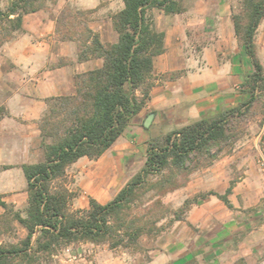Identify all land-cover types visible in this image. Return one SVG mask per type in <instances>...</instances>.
Segmentation results:
<instances>
[{
    "label": "trees",
    "instance_id": "16d2710c",
    "mask_svg": "<svg viewBox=\"0 0 264 264\" xmlns=\"http://www.w3.org/2000/svg\"><path fill=\"white\" fill-rule=\"evenodd\" d=\"M44 1L9 0L6 8L0 4V48L23 29L25 15L43 8ZM122 1L123 9L113 15L117 42L104 43L86 23L78 40L79 61L102 58L103 64L77 73L74 93L46 99L47 109L39 121L44 159L22 165L28 188L26 214L0 195L4 215L27 230L19 243L0 244V264H36L41 254L79 241L137 249L141 237L160 236L176 221L185 220L193 204L211 196L234 208L233 181L224 193H198L179 208L165 203L162 196L186 185L194 170L220 156L232 141L234 123L245 114L243 107L253 105L264 89V65L255 41L264 0H242L243 11L233 17L253 67L243 81L247 101L151 139L142 167L106 203L91 198L88 208L70 210L71 191L55 186L80 158L98 159L148 103L154 85L153 59L165 49V34L156 29L151 10L156 7L168 14L183 10L180 0Z\"/></svg>",
    "mask_w": 264,
    "mask_h": 264
},
{
    "label": "crops",
    "instance_id": "0c3cea01",
    "mask_svg": "<svg viewBox=\"0 0 264 264\" xmlns=\"http://www.w3.org/2000/svg\"><path fill=\"white\" fill-rule=\"evenodd\" d=\"M65 1L59 0L58 8ZM73 1L81 8H98L102 13L117 12L124 7L122 0ZM185 1L188 2L181 12L168 14L156 7L151 10L156 29L165 34V49L153 59L150 100L112 146L89 166L86 181L98 199L115 196L142 167L150 139L234 107L247 98L243 81L253 67L236 34L233 18L243 11L242 0ZM111 26V17L104 22L90 21V27L104 43L118 41L119 35L113 33L109 38L106 34V28ZM18 32L1 47L0 53V84H4L6 92L3 104L12 116L19 118L0 119V164L10 165L0 171V194L4 201L13 204L17 198L15 192L20 188V176L24 178L21 163L29 161L31 156L32 162L44 156L39 121L47 109L46 98L74 93L75 75L103 64L102 58L77 60L76 43L57 36L56 22L44 10L26 14L23 29ZM255 41L257 55L264 65V18ZM61 57L72 62L51 65ZM122 180L117 190V183ZM103 188L109 190L101 191ZM4 193L12 195L4 196ZM204 202L190 208L185 220L174 223L157 242L158 252L149 263L189 264L194 256L202 264L211 256L207 264L222 263L216 253L224 232L222 227L208 241L205 234L199 240L194 238L191 225L201 226L199 223L205 217L198 212L207 204ZM216 218L221 220L218 215ZM208 243L214 250L205 249Z\"/></svg>",
    "mask_w": 264,
    "mask_h": 264
},
{
    "label": "rangeland",
    "instance_id": "374dc122",
    "mask_svg": "<svg viewBox=\"0 0 264 264\" xmlns=\"http://www.w3.org/2000/svg\"><path fill=\"white\" fill-rule=\"evenodd\" d=\"M181 1L182 7L188 2ZM44 3V7L40 10L46 11L55 20L57 36L61 40H71L76 43L77 60L78 40L81 41L83 38L82 30L85 23L90 26L92 20L104 22V20L111 17L112 26L111 29L106 28V34L109 38H112L113 33L118 35L113 26V15L118 11L102 13L97 11L98 8L84 9L73 0H66L61 8H58L59 0H45ZM0 4L6 8L7 0H0ZM18 33L16 32L15 37ZM70 61L72 62V59L61 57L51 65L54 67L61 66ZM4 89V84H0V119H17L18 117L12 116L9 110L6 109V105L3 104L6 95ZM258 93L259 98L253 105L243 107L245 114L237 118L238 120L234 123L232 141L224 146L225 148L220 156L212 164L194 170L189 175L186 185L162 196L165 203L173 208H179L184 205L185 200L189 197L211 190L224 193L231 182H234L233 192L230 195L234 208L230 209L221 199L211 196L205 200L204 203L207 204L198 212L199 216L205 217L199 223L201 226L191 225L192 230L195 232L194 238L198 239L202 237V234H205L204 239L207 241L210 240V235L214 234L218 227L223 228L224 232L220 236L219 250L216 249L217 252L215 250L219 255L218 260L222 262L221 264H264V89L258 91ZM248 98L249 95L247 94V98L243 102L247 101ZM40 147L44 153L41 143ZM28 160L21 163L20 166L22 167L24 163H32V156ZM94 160L96 159L88 157H85L84 160L79 159L67 168L66 175L63 178L55 181V186L66 187L71 191L70 210L88 208L91 198L106 203L114 197L109 195V197L98 199L93 194L94 192H91L92 189L88 186L86 180H88L89 166ZM83 161H86V163L83 164ZM8 167L10 165L0 164V171ZM20 179V188L15 192L17 198L14 205L16 210L22 211L25 215L28 204L25 174L24 178L22 175ZM122 184L123 180L117 183V190ZM107 190L109 188L101 189V191ZM10 195L12 193H4V196ZM195 205L198 204H193L190 208ZM4 214L5 209L0 205V244L19 243L26 236L27 230L18 221L11 220V216ZM210 215H213V218H210ZM217 215L221 220L216 218ZM172 227L155 238L144 235L141 237L140 246L137 249L111 248L108 243L89 241L62 244L56 247L52 254H41L42 258L36 264H148L151 256L158 252L157 242ZM205 249L212 251L214 247L211 243H208L205 245ZM209 259L211 260L212 256ZM209 259H205L204 263L207 264ZM17 264L23 263L17 262ZM149 264H173V262ZM189 264H202V262L197 256H194Z\"/></svg>",
    "mask_w": 264,
    "mask_h": 264
}]
</instances>
